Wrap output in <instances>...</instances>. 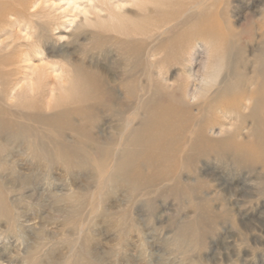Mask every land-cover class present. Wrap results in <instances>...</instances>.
Returning a JSON list of instances; mask_svg holds the SVG:
<instances>
[{"label": "rangeland", "instance_id": "rangeland-1", "mask_svg": "<svg viewBox=\"0 0 264 264\" xmlns=\"http://www.w3.org/2000/svg\"><path fill=\"white\" fill-rule=\"evenodd\" d=\"M9 1L11 9L20 10L21 2L25 7L0 25V56L11 53L9 62L0 61V72L9 73L0 87V264H264V153L257 147L261 140L264 145V0H217V10L205 20L215 28L210 24L200 33L194 27L212 0L201 8L190 0V11L180 5L153 16L172 23L159 32V44L167 48L141 61L151 70L148 63L161 60L151 79L140 77L158 90L144 98L159 100L143 112L153 115L151 131L166 127L164 115L175 114L179 121L172 134L191 139L202 118L211 117L210 140L227 138L243 123L240 141L253 149L247 155L235 147L223 162L205 151L185 159L186 148L177 150V164L189 163L191 169L177 168L168 176L177 178L174 191L167 180L145 187L163 174L152 169L158 157L149 159L147 151L135 160L131 178L123 167L125 161L130 165L122 142L133 113L127 108L129 74L148 71L142 65L126 67L134 57L128 54L129 36L122 33L130 24L143 25L147 18H141L140 7L154 4ZM234 56L242 62L237 78L228 66ZM80 63L86 69L77 70ZM216 66H222L217 84L207 97L193 101L198 79ZM230 82L239 84L238 91L201 113L198 105ZM68 85L87 96L85 107L58 117L79 108V103H61ZM174 91L175 100H168ZM236 111L248 118L241 122ZM145 120L137 118L134 127ZM35 143L45 152L32 151Z\"/></svg>", "mask_w": 264, "mask_h": 264}, {"label": "bare ground", "instance_id": "bare-ground-1", "mask_svg": "<svg viewBox=\"0 0 264 264\" xmlns=\"http://www.w3.org/2000/svg\"><path fill=\"white\" fill-rule=\"evenodd\" d=\"M139 2H141V1H139ZM142 2L144 4L149 3V2L154 4V7H147V5H142L140 7L141 18L142 17L145 19L147 18L145 21H143L145 23L143 25L134 24L133 26H131V24H130L131 29L130 30L128 29L129 30L128 33L127 34L122 33V35H125L126 37L129 36V38L127 39V41H128L127 44L131 46V49L128 50V54L130 53L131 56L134 57L133 62L131 64H130V62H127L126 60H125L126 62L124 61L127 64L126 67L129 66L130 70H132L131 68H133V67L135 69L140 68L141 65L146 69L145 63L142 64V62H141L143 60V58H145L146 60L150 57L156 58L161 54L162 50L167 48V46L159 44V39L161 38V35L159 32L162 29L167 28L172 23V21L155 18L153 16H156L157 13H160V15L171 13L172 12L171 9L173 7H177L180 5H182V6L184 5V6L188 7V11H190V0H179V1L178 0H176V1L175 0H145ZM142 2H141V4H143ZM206 2H207V0H196V2L194 4V8H201L202 6H204V4ZM212 2H213V4L209 8H207V7L201 8L203 10V11L200 10V11H202V17H203V19H201L202 23H199L194 27L195 31H198L199 33L201 31L205 32V30H207V27L208 28L210 27V24L212 25V27L216 26V23L211 21V19H210V21L205 22L206 19L210 18V15H211V14H209L211 12L210 10L211 9L217 10V8L219 6L217 0H212ZM221 2H222V0H221ZM12 4L13 3H11L9 0H0V25L2 23H5L7 21L8 17H14V16H18L19 14H21L22 9L25 7L24 3L21 2V3H19L20 7H21L20 10L17 8L11 9ZM119 5H117L118 7L116 6L117 10L119 9V7L121 8V6H119ZM116 15H119V13ZM148 15H150V16H148ZM110 17H114V15L109 16V18ZM113 20H114V18H113ZM146 21H148V22H146ZM119 27L120 26H118V28ZM188 29H189V31L186 33L190 34V28H188ZM121 31H123V30L121 29ZM115 32H117V30ZM169 32H170L169 30H166L165 34H167ZM117 34H118V32H117ZM119 34H120V31H119ZM186 36H188V35H186ZM120 41H125V39H122ZM7 53L9 54L10 52H7ZM9 55H3V56L1 55L0 61L5 60L6 62H9L10 58H11V56H9ZM126 55H127V53H126ZM241 58H242V56H241ZM127 60H129V59H127ZM160 63H161V60H159V59L158 60L155 59L153 61H150L148 64H149L151 70L146 69L148 71L147 72L148 75H145V71L142 68H141V70L140 69L138 71L135 70L129 74V81L128 82H129V87L132 86V91L130 92L131 89H129L128 94H130V95L128 96L127 108L132 110L133 113H132V117L128 118V120H127V125L125 127L122 142L127 146V149L124 151V155L126 156V160L128 161V163L130 165H129V167L126 166V161H125L124 165L126 167L125 166H123V167L125 168V173L131 178L132 175L135 174L134 173L135 172V167H134L135 160L138 157L144 158V152L147 151L148 154H147V152H146V154L148 155V158L149 157L152 158L153 156L158 157L157 159H155V166L151 165L152 169H155V171H157V172H161V173L163 172V174H161V178H159L157 180V182H155L153 179L148 180L146 182L145 187L147 189H149L151 187H156L157 186L156 183H158V182L162 183V182L167 180L168 182L169 181L172 182L171 185H169V190L174 191L176 189V183H174V182L177 180V178L174 180H171V179H169L168 176H170L171 173L173 171H175L177 168L181 169V170H190L191 169V167L189 166V163L185 164V165H183V164L178 165L177 164V160H175V157H174L177 150H179V149L181 150L183 148H186V150H184V154L186 155L185 156L186 158L184 157L185 159L189 158L190 154H193L194 152L199 151L197 153V154H199V153L205 151V154L209 159L214 158L218 162H223V159L226 158V157H224V155L228 154L230 151H233V149L235 147L237 149L236 153L247 154V155L252 153L253 149L250 148L252 146V143L240 141L241 140L240 138L242 136V131H244L243 130V128H244L243 123L242 124L240 123L241 125L236 128L237 130L235 132H232L233 134H230V136H228L227 138L223 137L224 139H222V140L217 139V141L210 140L212 138L209 139L207 134L210 131V127L212 124H211V121H207V119L211 120V117H207V119L205 117L202 118L200 124L198 125L197 130H195V135L191 139H190V136H188L187 138H185V137L179 138V137H177L178 135L175 136V134L174 135L172 134L173 126L175 124H177V122L179 121V119H177L178 116H176L175 114H172V117L168 114L164 115L163 117H164L165 121L168 122L166 127H164L163 129H160V127H157L159 132H156V133L152 132L151 128H150L151 126L149 125V123H150L149 121L153 117V115L151 113V115L143 116L144 115L143 112H145V110L147 108L149 109V107L151 105L159 103V100L146 101L144 98H145L146 94H157L158 90L154 88V85L148 86L145 83H143V81L140 79V77L142 78V76L144 75L145 77L147 76L148 79H151L152 71H153L152 69L159 68ZM240 63H242V62H241V59L239 58V56H234L232 61L230 62V65H228L230 73L233 74L235 76V78H237L236 76H240V72H239L240 70H238V66L240 65ZM261 63L262 64L264 63V58L261 59ZM76 65H78V64H76ZM80 66H82L83 68L86 69V66L85 65L83 66V64H81V65H79L77 70L82 69ZM221 67L222 66L211 67L209 74L207 75L206 78L198 79L200 81V85L198 86V88L196 89L194 94L192 95L193 101H196V100L199 101L200 99L208 96L212 87L215 86L218 82V79H220L219 77H220V73H221ZM73 68L74 67H72V69ZM87 68H89V67H87ZM35 73L36 72H34V75H35ZM8 74L9 73L7 71L6 72H0V87L1 88L4 86V84H6L8 82L9 79L6 76ZM60 77H61V80H64V77H63V79H62V76H60ZM39 78H41V77H39ZM58 79L60 81V78H58ZM35 80L32 79V81H30L31 83L29 85V89L31 90V93H33L35 91V88H36L35 87L36 82H34ZM38 81H40V80H38ZM234 81H236V80H234ZM249 81H251V82L250 83L247 82L248 84H253L252 79H250ZM63 82H66V81H63ZM39 83H37V84H39ZM63 85H64V83H63ZM238 87H240V86L236 82L234 84L231 82L229 83V85L226 84V86L224 88H221L220 90H218L215 93V97L208 98V100H206L202 104L198 105L199 111L201 113L202 112L206 113L207 110L209 111L210 109L214 108V106L219 104V102H221V100L219 98H221V97L223 98V96H227V94H230V92L238 91L237 90ZM62 89L63 90L66 89L67 91L66 92L64 91L65 96H63L64 94H62L63 101L61 103L65 104V105L69 104V105H74V106L77 103H79L78 104L79 108H75L76 110L72 109L70 111L64 110L65 112L62 111L63 113L60 112V114H57L58 117H63V116L69 115L72 112L76 113L78 110H80L81 106H82V108L85 107V105L82 103L87 99L86 98L87 96H85V94H83L81 91L76 92V91L72 90L71 85H68V87H64ZM178 90L182 92V94L184 95L183 97L185 98L186 93H184L183 90H181V88H178ZM175 93H176V91L168 93L169 95H168L167 99L170 101H174L175 100ZM36 94L38 95V93H36ZM181 102L182 103H180V104H182V105L186 104L183 100ZM55 104H58V103L56 102ZM0 105H2V103ZM59 105L61 106L60 103L58 104V106ZM78 105H76V106H78ZM255 105H257V104H255ZM55 106H56V108H58L57 105H55ZM55 106H53V107H55ZM1 107H0V111H2ZM90 108H92V106H90ZM216 110L218 111L219 114L224 113V111H222L223 109L220 107H218ZM236 112H237V118L242 120L241 122H244L245 118H248V117H245V115L243 116V114L238 113V111H236ZM140 117L141 118L145 117L146 120L143 122H140L139 127H134L135 120H137V118H140ZM157 126H159V125H157ZM165 128H168V129H165ZM170 132H171V134H169ZM254 138H255V136H254ZM146 140H148V141L150 140V142H148L150 144H144V147H143V143ZM213 140H216V139H213ZM153 141H155V142L158 141V142L157 143H151ZM259 141L260 140H258V142ZM262 141L263 140H261V142L258 143L257 147H258L259 152L262 151L264 153V145L261 144V143H263ZM31 142H33V140H31ZM36 144H38V143L32 144L35 147V149L32 148V149H34L32 151L39 153V152H42L45 150V148L42 147L43 146L42 144H41L42 146H40V144H39V146ZM45 145H44V147L47 148V146H45ZM220 147H223L224 150H219ZM101 148H103V147H101ZM0 151H2V148H0ZM206 152H208V153H206ZM124 158L125 157H123L122 159H124ZM151 158H149V159H151ZM123 163H124V161H123ZM123 167H122V170H124ZM117 168H118V166H117ZM117 170H116V172H118ZM116 172L113 171V174L114 173L117 174ZM118 173H120V172H118ZM167 173H169V174H167ZM118 177H120V176H118ZM116 179H117V177H116Z\"/></svg>", "mask_w": 264, "mask_h": 264}]
</instances>
